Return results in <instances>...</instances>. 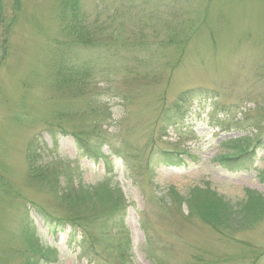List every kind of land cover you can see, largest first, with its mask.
<instances>
[{"label":"rangeland","instance_id":"rangeland-1","mask_svg":"<svg viewBox=\"0 0 264 264\" xmlns=\"http://www.w3.org/2000/svg\"><path fill=\"white\" fill-rule=\"evenodd\" d=\"M62 1L0 0V264H91L67 245L69 224L44 225L41 211L71 215L57 181L58 191L118 195L133 257L105 224L112 264H264V0H78L80 28H115L106 44L74 51L100 64L82 88L55 82L80 43ZM96 129L117 156L103 145L86 157L70 133L88 140ZM232 141L251 154L237 171L216 160ZM28 153L49 186L28 178ZM167 153L182 163L164 165ZM216 194L239 217L249 210L238 229L205 220L198 204ZM91 210L83 232L105 247ZM36 240L48 261L33 256Z\"/></svg>","mask_w":264,"mask_h":264},{"label":"trees","instance_id":"trees-1","mask_svg":"<svg viewBox=\"0 0 264 264\" xmlns=\"http://www.w3.org/2000/svg\"><path fill=\"white\" fill-rule=\"evenodd\" d=\"M62 6L63 10H67L69 7L72 16L76 17L77 19L74 24L75 27L74 29H71V31L72 35H78L80 43H76L74 41L75 45L73 46L75 47V49L70 48L71 62L62 63V65H60L58 75L55 76V82L56 84H66L68 85V87H72L73 85L77 86L78 84V87L82 88V85L84 83L86 84L88 81L93 79L95 72L100 64L96 63V61L90 56L87 57V60L79 62L77 59V55L79 54L74 53V51L76 49H81V47H85L88 49L95 48L97 47L95 46V44L97 43L106 44L108 41L112 40L111 34L112 36L114 35L113 32L115 31V28H112V26L106 28L94 26L92 30L84 31V29L80 28L81 12L79 13L78 0H63ZM109 28L112 32H109ZM198 93V91L194 90L182 93L176 103V108L180 109L181 106L187 103L190 98L199 96ZM122 100L125 101L126 97H122ZM59 126L61 128V125ZM70 133L76 138L79 148L84 152V155L86 157H100V146L103 145H106L109 148L110 156H117L119 153L114 147L109 144L107 139L103 137V134L100 133L98 129H96L93 134H90L93 136V138H90L88 140H84V134L75 131H70ZM89 141L93 142V144L91 145L94 147H90L88 143ZM94 143H97V145H95ZM223 146L225 147L226 152L220 154L216 158V160H218L221 165L230 168L229 170L231 171L242 169L244 163H246V161L250 159L251 154L244 149V142H225ZM230 150H233L234 153ZM160 158L161 163L169 167L179 166L182 163V160L176 157L175 154L173 155L167 153L165 154V156H160ZM160 158L158 159V161L160 160ZM28 160L30 163L28 178L31 177L32 180L40 183V185L44 184L49 186L51 184V174H49L50 171L48 169H39L38 164L31 153H28ZM57 186L58 181L53 185L52 189H56L55 192L57 195L60 193L59 195L61 205L64 207V209H67L69 213H71V215L63 221L61 219H56L51 215H47L43 211H39L46 226H49V228L51 229H55L54 232L56 233L58 232L57 230H65L67 224H69L70 227H72V233L69 234L67 239V243L69 246L76 245L80 249V254L84 258L88 259L91 264H112L110 260L114 261V257L112 254L114 240L106 232V227L104 226L105 224H110L112 225L114 232L119 237V240L117 241V247L124 248L123 254L121 256L123 257V255L125 254L129 257L130 260L132 259V242L129 231L127 230L124 222L126 212L124 211L123 205L121 204V201H119V197L115 192L107 189V193L103 195V191H101V189H95L93 191H90L88 189H78L76 191H58ZM171 192L172 194H176L177 199L181 202L187 200L186 197L180 196L176 191H172V189ZM113 195H115V197ZM194 196L192 198H194ZM88 205L92 207L91 211L96 210L99 216H102L104 219H100L103 230L102 236L110 241L105 245V247H103L98 242L95 246L94 243L95 239L97 240V237L88 238L83 232V230L86 231V228L83 224L84 219L82 215L84 214V208H86ZM195 207H197V205H195ZM198 208L200 209L205 220L213 219L215 225L225 224L230 228L235 229H238L240 227V224L246 221L245 215L249 213V210L246 207H243L241 212H243L244 214L242 215V217H239V212L235 211L233 207L223 201L222 198L217 194L216 196L212 195V199L207 198L204 202L200 201V203L198 204ZM100 210L101 212H99ZM119 211H121L120 214ZM78 230L80 232H83L84 235L81 240L78 239V235L76 234ZM116 234H114V238L116 237ZM33 245L36 247L35 249H33L34 257H38L44 261H48L50 259V254L43 252V250L39 246L38 240H36V242L32 244V246ZM115 261L118 262V259H116ZM27 264H41V262H37L35 258H31L30 260H28Z\"/></svg>","mask_w":264,"mask_h":264}]
</instances>
